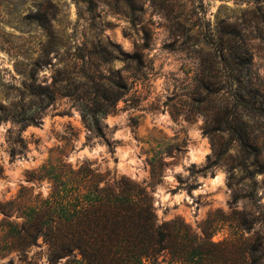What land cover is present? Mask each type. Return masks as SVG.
<instances>
[{"label":"rangeland","instance_id":"374dc122","mask_svg":"<svg viewBox=\"0 0 264 264\" xmlns=\"http://www.w3.org/2000/svg\"><path fill=\"white\" fill-rule=\"evenodd\" d=\"M228 24L243 34L251 75L264 87V0H0V204L15 199L5 219L21 224L17 208L46 200L48 176H100V186L123 177L146 187L158 221L180 216L213 242L263 244V175L246 176L237 143L208 123L200 102V82L218 60L210 35ZM82 48L119 84L100 121L109 146L74 99ZM29 87H46L53 99L34 104ZM17 111L41 114L19 130ZM197 149L201 161L191 159ZM214 175L220 182L211 185ZM3 218L0 211V264H49L41 237L22 252L9 249Z\"/></svg>","mask_w":264,"mask_h":264},{"label":"trees","instance_id":"16d2710c","mask_svg":"<svg viewBox=\"0 0 264 264\" xmlns=\"http://www.w3.org/2000/svg\"><path fill=\"white\" fill-rule=\"evenodd\" d=\"M210 39L215 50L211 57L216 53L218 60H210L208 79L199 85L205 117L237 143L240 168L246 176L262 174L264 188L263 145L255 134L264 127L260 122L264 120V87L251 75V56L243 34L228 24ZM84 49L74 56L80 61L74 99L81 118L109 146L103 130L106 125L100 121L120 97L119 84L109 76H101L92 62V53ZM140 59V54L128 56V61L136 62L135 68ZM218 64L221 66L215 67ZM29 94L35 98L34 104L53 99V92L46 87H31ZM14 113L11 119L20 125L19 130L36 124L41 114ZM2 120L5 116L0 114ZM17 142L24 148L20 135ZM249 156L254 159L251 171L246 169ZM48 178L52 193L46 200L17 208L21 224L5 219L12 213L15 199L0 204L9 249L22 252L41 237L49 264L62 258L63 264H158L159 258L168 264H264V243L213 242L206 234L196 233L180 216L158 221L151 196L140 183L113 177L100 186V176ZM261 195L264 206V190Z\"/></svg>","mask_w":264,"mask_h":264},{"label":"bare ground","instance_id":"6f19581e","mask_svg":"<svg viewBox=\"0 0 264 264\" xmlns=\"http://www.w3.org/2000/svg\"><path fill=\"white\" fill-rule=\"evenodd\" d=\"M204 155V151H201V150H196V151H193L192 153H191V159H193V160H199V161H201V159H202V156ZM220 176L219 175H214L212 178H211V180L208 182V183H210L211 185H215V184H218L219 182H220Z\"/></svg>","mask_w":264,"mask_h":264}]
</instances>
